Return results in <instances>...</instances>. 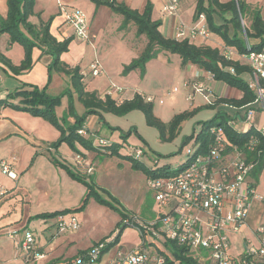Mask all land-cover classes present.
<instances>
[{
    "label": "rangeland",
    "instance_id": "374dc122",
    "mask_svg": "<svg viewBox=\"0 0 264 264\" xmlns=\"http://www.w3.org/2000/svg\"><path fill=\"white\" fill-rule=\"evenodd\" d=\"M142 2L143 0H136L135 6H140ZM82 4L81 7L76 6L75 10L82 12L88 23L92 24V31L96 39L90 43L75 41L69 51L61 56V60L68 66L70 65V68L78 70L80 76L83 77V84L87 92L96 93L101 100L108 97L120 104L124 101L131 102L136 95L148 96L147 101L152 104L154 115L166 123L170 122L176 114L191 109L193 104L195 109H198L196 114L182 124L179 134L171 142L162 141L159 132L147 125L143 111L136 107L127 108L121 115L99 110L98 115H91L98 116V120H95L98 121L97 131L88 132L84 127L83 130L86 132L84 135L92 138L93 147L101 146L99 145L100 141H108L117 153L113 156L109 155L111 157H107L100 165L97 163L92 165L93 182H96L100 176V186L97 185L95 188L100 195V200L110 201L112 205L101 204L98 198L93 195L82 211L63 210L77 214L80 229L70 235L65 232L61 233V237L80 238V248H84L88 240L116 235L125 225L119 242L103 254V259L99 263L109 264L119 249L128 253L133 248L140 246L141 238L136 229L137 226L157 219L158 211H162L154 199L153 192L148 193L146 190L144 172L134 169L131 160L140 161L150 170L163 166L169 167L172 171L178 170L189 159L187 150L195 149L194 142L186 140L193 134L200 133L203 124L213 120L218 111L226 114L229 111L218 109L219 107L213 110L209 109L208 102L200 95H196L193 101H187L186 98L189 93L191 94V91L185 88L187 80L195 79L199 72L204 71H199L194 64H183L177 54L164 51L159 53L156 58L146 64L144 76L139 69L127 70L132 62L145 51L148 44L146 36L138 34L134 23H130L126 29H121L124 17L109 6L95 3V6L88 8L87 4ZM151 5L152 19L156 20L160 15V5L155 2H152ZM131 10L136 11V9ZM36 20L39 24V20ZM191 24L196 25L193 21ZM59 28L65 36L71 35L66 26ZM54 32L57 37H60L59 32L56 33L55 29ZM228 54H230V50ZM231 55H233L232 52ZM95 63H98L101 69L103 68V74L101 73L97 77L92 76L91 73ZM105 72H108V75H105ZM2 87L4 84L1 83L0 88ZM66 90L68 92L62 97L61 103L56 106L55 114L60 119V123L63 125L65 122L64 125L68 128L76 124L77 118L82 117L86 109L80 101L79 94L75 92L72 78L62 73L61 75L55 73V87L51 91L52 94L57 97ZM117 91H121L123 100H119ZM229 117L232 118V116ZM236 124V129L240 130L241 125ZM56 130L59 132L58 129ZM62 145H66L65 147L70 151L71 148L67 143ZM104 147L109 146L102 145V149H105ZM59 149L60 147L55 150ZM136 149L142 151L140 158L137 157ZM61 152L63 153V149ZM90 180L88 182L92 181ZM257 185V192L264 196V169L258 176ZM122 214H126L128 218L123 217ZM124 218L126 220H123ZM52 230L55 233L58 232L56 226ZM245 230L246 228L243 227L241 232L244 233ZM146 239L147 242L155 243L156 250L166 254L171 253L170 249L168 250L161 241H156L150 235H147ZM6 243L2 244L7 252L5 256H0L1 262L4 264H35L33 261L24 262L25 252L18 247L13 250L10 246L11 242ZM149 244L152 243H148L145 251L152 254L156 250ZM242 245L243 241H239V238L236 237L233 246L235 255L242 249Z\"/></svg>",
    "mask_w": 264,
    "mask_h": 264
},
{
    "label": "trees",
    "instance_id": "16d2710c",
    "mask_svg": "<svg viewBox=\"0 0 264 264\" xmlns=\"http://www.w3.org/2000/svg\"><path fill=\"white\" fill-rule=\"evenodd\" d=\"M93 1L101 6H109L116 13L122 15L124 22L121 29H126L130 23H134L138 34L145 35L148 40L143 54L134 60L127 70L139 69L144 76L146 64L156 58L159 53L164 51L177 54L182 59L183 64H194L212 74L215 81L222 82L230 88L242 92V98L239 100L218 99L214 101L213 105H207L209 109L213 110L221 105L231 106L236 109L252 108L255 96L248 87L251 70L241 60L227 59L223 51L218 47L198 46L187 39L178 41L165 36L160 30L161 23L152 19V6L150 4L146 6L143 13H139L132 11L123 4H116L115 0ZM195 2L194 19L198 20L200 15H205L211 34L218 36L223 41L225 48L233 50L234 53L240 56L247 55L251 51H264V18L260 9H253L241 0L228 2H222L221 0H195ZM35 4L36 0H7V16L0 19V37L6 34L9 36L10 45L18 44L22 46L25 51V57L19 66H14L10 59L0 52V64L10 70L15 76L24 74L33 68V51L38 48L51 57V62L48 65V84L43 89L31 85H23L8 93L5 98L0 99V108H10L18 112L28 113L33 117L42 118L58 129L60 138L55 143L50 144V148L58 149L63 143H67L75 153L80 152L78 150V145H80L86 150H103L111 156L117 154L115 148L111 147L108 141L106 142L109 147H104L105 149H102V146L93 147L94 142L91 137L79 134V131L84 129L87 118L91 115H98L99 110L121 115L127 108L136 107L143 111L147 125L159 132L162 141L168 142L173 141L179 134L182 124L198 112V109L181 112L176 114L170 122L166 123L154 115L152 104L147 101V96L136 95L131 102L127 103L124 101L120 104L108 97L101 100L96 93L87 92L83 84V77L80 76L78 70L70 68L61 60V56L69 51L73 39L68 38L59 41L52 34L53 17L46 22L41 21L39 26L32 24L30 18L35 14ZM248 47H250V50ZM55 73H62L72 78L75 92L79 94L80 101L86 109L85 114L77 118L76 124L68 128L64 125L65 122L63 125L60 123V119L55 114L56 106L61 103L62 97L68 91H64L57 97L47 93L48 86ZM231 121L234 120L226 113L218 111L213 120L203 124V129L200 133L197 135L193 134L186 141L200 142L204 153V150L207 149L212 141L209 133L210 129L213 126L224 128L227 140L244 150L247 161L255 164L251 178L253 179V186L257 187L258 176L264 169V136L254 129H251L248 133L239 132L228 125ZM252 143H254V150L247 152V147L252 145ZM52 161L55 166L65 169L74 180L82 183L87 189L82 204L76 211L80 212L85 209L87 202L93 195L98 198L101 204L112 205L110 201L100 200V195L95 189L97 184L93 182L92 174L86 173V176L78 175L54 156ZM131 163L134 169L144 172L147 179L175 176L186 166L185 163L180 169L175 171L170 170L167 166L150 170L138 160L132 159ZM88 178L92 181L88 182ZM68 213L73 212L62 211L42 214L35 217V219H55L60 214ZM122 215L128 218L126 214ZM123 220L126 219L124 218ZM124 228L125 225L119 230L114 242L107 246L103 254L119 242ZM165 246L171 252L170 256L164 255L165 264H199L196 259L188 256L186 247L179 246L174 242H167Z\"/></svg>",
    "mask_w": 264,
    "mask_h": 264
},
{
    "label": "built area",
    "instance_id": "2783aa9c",
    "mask_svg": "<svg viewBox=\"0 0 264 264\" xmlns=\"http://www.w3.org/2000/svg\"><path fill=\"white\" fill-rule=\"evenodd\" d=\"M179 9L180 0H165L161 13L163 17L178 19ZM63 15L65 24L73 29L74 35L80 41L90 43L95 39L82 12L68 9ZM210 34L205 15H200L196 25L191 27H187L179 20L175 39L178 41L198 38L207 40ZM248 49L250 50V47ZM224 56L230 59V54L224 53ZM242 58L251 70L248 87L255 96L252 105L258 108L253 106L247 108L238 131L248 133L254 129L261 133L262 130L264 131V125L262 130H257L255 123L257 109L264 112V51H251ZM101 72L100 65L95 63L91 72L92 76L97 77ZM210 75L214 79V76ZM185 88H192L190 90L193 91L189 94L188 101L200 95L205 98L208 105L214 104L211 100V90L204 83H186ZM117 95L120 97L121 91H117ZM236 123L238 121H231L228 125L236 129ZM82 130L79 134L86 136L84 135L86 132ZM209 133L212 141L204 153L202 144L193 141L195 149L187 150L189 159L177 175L148 179V189L153 192L154 199L162 211H158L157 219L137 226L136 229L141 238L140 247L130 253L119 252L113 264H165L164 255L171 254L156 250L154 242H147V235L152 236L156 241H161L164 245L167 242H174L186 247L188 256L196 259L199 264H264L263 222L256 224L254 230L256 242L244 240L242 249L236 255L233 253L232 242V237L241 234L252 210L253 202L264 204V196L257 192V187L253 186L251 178L255 164L247 161L244 150L227 140L224 128L213 126ZM99 143L101 146H108L106 141ZM253 150L254 143L247 147V152ZM135 151L140 158L142 151L138 149ZM77 163L84 166L81 157L77 159ZM85 166L87 174H92V166L89 164ZM12 167L10 161H0L2 173L15 180L17 175ZM55 224L59 233H75L80 229L77 217L69 213L58 215L55 218ZM18 235V229L8 232V236L13 239ZM116 235L99 241L68 264L97 263L107 246L114 242ZM148 243H152L149 245L156 250L152 254L145 251ZM18 248L25 252L26 263L39 262L45 258V254L40 252L41 248L38 247L33 232H24L23 240Z\"/></svg>",
    "mask_w": 264,
    "mask_h": 264
},
{
    "label": "crops",
    "instance_id": "0c3cea01",
    "mask_svg": "<svg viewBox=\"0 0 264 264\" xmlns=\"http://www.w3.org/2000/svg\"><path fill=\"white\" fill-rule=\"evenodd\" d=\"M221 1L228 2L231 0ZM241 1L246 2V4L253 9H260L264 18V0ZM115 2L116 4H123L130 9H136L139 13H143L146 6L148 4L151 5L152 2L159 4L160 15L158 19L154 21H159L161 23V32L165 36L173 39H175L179 20L187 27L192 26L191 21L195 23L197 21L193 19L196 7V2L194 0H180V13L178 19L162 16L161 10L165 0H143L142 4L138 7L135 6L136 0H115ZM82 3L87 4L88 8L95 6L93 0H36L34 9L35 14L30 18V22L39 26L41 21L46 22L49 18L53 17L54 20L51 32L59 41L72 38L73 41L71 45L75 41L83 43L74 35L73 29L65 24L63 15L65 10L81 7L83 5ZM7 12V0H0V19L5 18ZM36 19L39 20V24ZM87 24L91 34L95 36L92 31V24H89L88 21ZM60 26H66L71 35L69 37L65 36L61 32ZM54 29L56 33H60V37L55 35ZM190 42L198 46L207 45L213 48L218 47L225 54L230 50V59L241 60L247 65L242 56L237 55L229 48H225L223 41L218 36L210 34L207 40L198 38L196 40H190ZM0 52L10 59L14 66H19L25 57L23 47L18 44L10 45L9 36L6 34L0 37ZM231 52L233 55H231ZM33 61V68L18 76L13 75L10 70L0 64V86L1 83L4 84V87L0 88V99L5 98L8 93L13 92L23 85H31L40 89L47 86L49 77L48 65L51 62V57L43 53L42 50L35 48L33 51ZM197 68L199 71H204L199 67ZM105 75H108V72H105ZM53 76L47 89V93L51 96H54L51 91L55 87V74ZM196 82L204 83L210 88L212 101H217L218 99L239 100L242 98V92L230 88L222 82L215 81L208 72H199L195 79L187 80L186 83L193 84ZM190 89L189 91H191ZM191 93H193V91H191ZM119 99H121V96ZM253 107L258 108L257 106ZM194 109L195 105L193 104V107L188 110L191 111ZM218 109L229 111L227 114L232 116L234 121H238L240 124L247 108L236 109L231 106L221 105ZM95 120H98V116H89L87 118L85 127L88 132L97 131L98 121ZM263 125L264 112L257 109L255 126L258 128L257 130H262L261 128ZM261 133L264 136L263 130ZM59 136L60 133L49 122L42 118L33 117L28 113L18 112L10 108H0V161H10L14 173L17 175V179L13 180L4 175L0 169V256L2 257L5 256L7 252V249L4 248L2 244L11 242L10 246L15 250L23 240L24 232L26 231L35 234L38 247L41 248L40 252L45 254V258L39 262H34L35 264H68L78 256L87 252L93 245L105 239V236H101L96 240H88L84 248H80V238H69V236L62 238L61 233L53 232L52 228L56 226L55 219H35V217L42 214H52L56 211L60 212L65 209H78L87 192L86 187L82 183L74 180L65 169L55 166L52 161L53 156H56L60 162L67 165L74 173L82 176H86V164L94 166L95 163H97L100 165L104 163L107 157H111L103 150H86L80 145H78L79 153H75L71 151V149L70 151L67 150L65 147L66 145H62L58 151H55V149L50 148V144L55 143L56 140L59 139ZM62 149L63 153L61 152ZM80 157L83 159L84 166L77 163V159ZM98 159L99 161H97ZM92 176H94V174H92ZM145 178L146 190L150 193L151 191L147 186L148 179L146 176ZM96 184L100 186V176L96 179ZM69 214H73L77 217L75 213ZM147 220L150 219L147 218ZM259 222L264 223V204L254 201L252 210L244 225L246 230L244 233L241 232L240 235L232 237L233 246L236 237L239 238V241L244 242V240L248 239L256 242L257 237L254 230L256 224ZM14 229L19 230V235L17 238L13 239L8 236V232ZM70 234L71 233H69V235ZM138 247L140 246L133 248L130 252ZM119 252H123V250L119 249L112 257L109 264H113ZM102 259L103 256L97 264H99ZM0 264L4 263L0 261Z\"/></svg>",
    "mask_w": 264,
    "mask_h": 264
}]
</instances>
